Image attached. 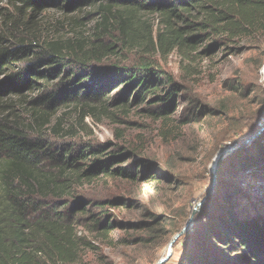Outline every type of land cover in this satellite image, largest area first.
<instances>
[{
	"label": "trees",
	"instance_id": "16d2710c",
	"mask_svg": "<svg viewBox=\"0 0 264 264\" xmlns=\"http://www.w3.org/2000/svg\"><path fill=\"white\" fill-rule=\"evenodd\" d=\"M86 8L98 18L87 40L44 36L43 14ZM138 15L159 17L154 36H138ZM257 32H264V0H0V264H77L91 247L78 235L81 227L102 237L116 225L152 227L107 220L105 209H131V202L78 199L71 176L141 180L157 189L166 170L125 149L111 155L90 142L59 145L62 121L52 119L68 107L145 104L167 120L182 87L154 55L188 54L211 36L233 41ZM125 53L133 58L114 61ZM118 88L121 95L109 98ZM120 160L130 165L115 168ZM217 171L264 181V131ZM240 193L226 186L206 200L193 232L183 236L189 243L180 264H264V214L246 213Z\"/></svg>",
	"mask_w": 264,
	"mask_h": 264
},
{
	"label": "rangeland",
	"instance_id": "374dc122",
	"mask_svg": "<svg viewBox=\"0 0 264 264\" xmlns=\"http://www.w3.org/2000/svg\"><path fill=\"white\" fill-rule=\"evenodd\" d=\"M95 11L86 8L69 15L49 11L42 15L43 34L53 39L87 40L98 19ZM159 22L156 15H138V36L149 31L154 36ZM218 42L220 45L215 46ZM209 47L210 52H202ZM125 58H133V53L119 55L114 61ZM154 58L182 87L173 117L157 119L147 105L140 104L123 108L94 106L93 111L68 107L52 119V124L58 119L62 121L64 139L58 140L59 145L90 142L107 148L106 153L111 155L125 149L133 152L134 159L166 170V176L156 184L157 189L145 186L141 180L129 182L101 176L84 181L71 176L78 199L131 202V209H105L107 220L133 225L153 223L143 231L135 226L116 225L118 228L108 237L81 227L78 235L91 247L83 251L77 264H158L166 257L169 243L178 232L188 224L187 233L193 232L195 219L206 200L222 187L234 186L241 192V207L246 213L264 214L261 178L242 174L232 178L225 171H217L225 158L248 148L264 131V32L233 41L211 36L188 54L174 50ZM120 92L121 89H115L109 98L121 95ZM227 152L217 166L215 161ZM118 162L115 168L130 165L127 161ZM184 235L162 264H180L189 243Z\"/></svg>",
	"mask_w": 264,
	"mask_h": 264
},
{
	"label": "water",
	"instance_id": "95a60500",
	"mask_svg": "<svg viewBox=\"0 0 264 264\" xmlns=\"http://www.w3.org/2000/svg\"><path fill=\"white\" fill-rule=\"evenodd\" d=\"M245 144H246V143H245ZM245 144H244V145H245ZM244 145H243V146L236 147V149H234V151H236L237 149H241L242 147H244ZM228 153H229V152H227L226 154H228ZM226 154H225V155H221V157L216 161L217 166H218V164L220 163V161L226 156ZM195 210H196V209H195ZM195 210L193 211V214H194ZM192 218H193V215H192L191 218H190V222L192 221ZM189 226H190V224H188L185 228H183L179 233H177V234L171 239V241H170V243H169V248H168V252H167L166 257L163 258V259H161V260L158 262V264H162V263H164L165 261L168 260V258H169L170 255H171V252H172V246L175 244V242H176V241H177L182 235H184V234H186V233L188 232V228H189Z\"/></svg>",
	"mask_w": 264,
	"mask_h": 264
},
{
	"label": "bare ground",
	"instance_id": "6f19581e",
	"mask_svg": "<svg viewBox=\"0 0 264 264\" xmlns=\"http://www.w3.org/2000/svg\"><path fill=\"white\" fill-rule=\"evenodd\" d=\"M225 154H226V153H225ZM225 154H224V155H225ZM217 160H218V159H217ZM217 160H216V161H217ZM216 161H215V162H216Z\"/></svg>",
	"mask_w": 264,
	"mask_h": 264
}]
</instances>
